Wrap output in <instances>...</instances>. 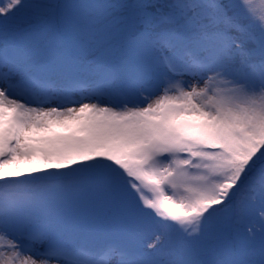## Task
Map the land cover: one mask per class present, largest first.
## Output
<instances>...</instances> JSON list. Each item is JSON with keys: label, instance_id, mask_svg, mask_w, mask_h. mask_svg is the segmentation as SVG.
I'll list each match as a JSON object with an SVG mask.
<instances>
[{"label": "snow or ice", "instance_id": "snow-or-ice-1", "mask_svg": "<svg viewBox=\"0 0 264 264\" xmlns=\"http://www.w3.org/2000/svg\"><path fill=\"white\" fill-rule=\"evenodd\" d=\"M0 264H264V0H0Z\"/></svg>", "mask_w": 264, "mask_h": 264}, {"label": "rangeland", "instance_id": "rangeland-1", "mask_svg": "<svg viewBox=\"0 0 264 264\" xmlns=\"http://www.w3.org/2000/svg\"><path fill=\"white\" fill-rule=\"evenodd\" d=\"M32 166H33L32 164H30V163H28L26 161H21L20 165H19L20 168H24V167L28 168V167H32ZM41 167H44V165L41 164ZM63 170L67 171V170H70V169H63Z\"/></svg>", "mask_w": 264, "mask_h": 264}, {"label": "trees", "instance_id": "trees-1", "mask_svg": "<svg viewBox=\"0 0 264 264\" xmlns=\"http://www.w3.org/2000/svg\"><path fill=\"white\" fill-rule=\"evenodd\" d=\"M24 168H27V167H24ZM24 168H22V169H24Z\"/></svg>", "mask_w": 264, "mask_h": 264}]
</instances>
